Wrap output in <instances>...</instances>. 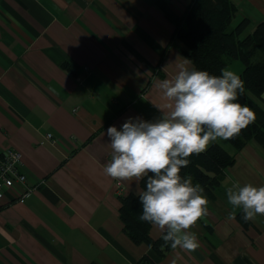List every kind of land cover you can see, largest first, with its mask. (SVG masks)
<instances>
[{
    "label": "crops",
    "instance_id": "obj_1",
    "mask_svg": "<svg viewBox=\"0 0 264 264\" xmlns=\"http://www.w3.org/2000/svg\"><path fill=\"white\" fill-rule=\"evenodd\" d=\"M192 1L0 0V157L19 151L26 182L17 189L33 188L0 200V264H264V216L240 221L226 196L236 182L264 186L257 142L236 154L212 196L204 193L192 252L168 246L159 255L134 243L118 210L141 180L103 171L108 127L160 115L156 84L177 71L169 62L188 59L175 33ZM232 1L250 20L244 34L264 20V0ZM149 236L162 233L151 225Z\"/></svg>",
    "mask_w": 264,
    "mask_h": 264
},
{
    "label": "clouds",
    "instance_id": "obj_2",
    "mask_svg": "<svg viewBox=\"0 0 264 264\" xmlns=\"http://www.w3.org/2000/svg\"><path fill=\"white\" fill-rule=\"evenodd\" d=\"M169 63L177 71L156 84L163 101L156 106L160 115L150 121L128 118L120 130L108 127L111 160L103 171L114 179H143L140 220L160 230L165 246L192 252L199 242L190 229L207 215L208 200L203 187L194 185L191 176L182 177L181 170L188 166V157L203 153L210 142L238 135L255 115L235 102L244 92V82L229 68L217 76L180 56ZM226 196L234 211H242L245 222L264 216V186L236 182ZM234 211L229 220L235 218Z\"/></svg>",
    "mask_w": 264,
    "mask_h": 264
},
{
    "label": "trees",
    "instance_id": "obj_3",
    "mask_svg": "<svg viewBox=\"0 0 264 264\" xmlns=\"http://www.w3.org/2000/svg\"><path fill=\"white\" fill-rule=\"evenodd\" d=\"M249 24L248 18H238V6L232 0H193L176 27V37L197 69L218 76L233 61L241 62L243 68L238 75L244 82V92L238 93L235 102L249 107L255 115L238 135L223 140L231 151L213 142L203 153L188 157L189 164L180 175L191 176L193 184L199 183L210 196L221 185L224 170L235 163L236 154L249 141L264 149V20L244 34ZM140 187L146 189L143 179ZM118 212L124 232L134 243H145L159 255L167 251L170 244L165 246L162 239H151L152 224L140 220L142 206L138 194L121 195ZM236 217L244 222L242 212ZM142 262L143 259L138 264Z\"/></svg>",
    "mask_w": 264,
    "mask_h": 264
},
{
    "label": "built area",
    "instance_id": "obj_4",
    "mask_svg": "<svg viewBox=\"0 0 264 264\" xmlns=\"http://www.w3.org/2000/svg\"><path fill=\"white\" fill-rule=\"evenodd\" d=\"M51 135H47L50 139ZM22 154L14 149H6L0 157V200L7 194L14 195V198L22 200L33 189L26 187V190L19 191L18 185H24L26 176L21 171Z\"/></svg>",
    "mask_w": 264,
    "mask_h": 264
},
{
    "label": "rangeland",
    "instance_id": "obj_5",
    "mask_svg": "<svg viewBox=\"0 0 264 264\" xmlns=\"http://www.w3.org/2000/svg\"><path fill=\"white\" fill-rule=\"evenodd\" d=\"M236 24V22H235ZM234 25V24H233ZM228 68L230 70H232L233 72H235L236 74H239L243 68L242 64L240 61H233L230 66H228Z\"/></svg>",
    "mask_w": 264,
    "mask_h": 264
}]
</instances>
